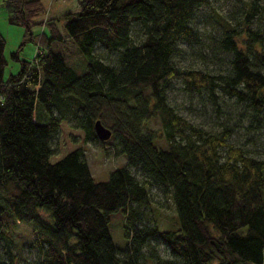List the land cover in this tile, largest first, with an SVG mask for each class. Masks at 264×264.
<instances>
[{"label":"trees","instance_id":"1","mask_svg":"<svg viewBox=\"0 0 264 264\" xmlns=\"http://www.w3.org/2000/svg\"><path fill=\"white\" fill-rule=\"evenodd\" d=\"M208 2L77 0L60 28L39 19L42 0H2L29 38L38 21L49 31L32 59L11 51L19 68L8 76L0 31V264H264V158L228 139L236 123L208 130L167 98L179 78L207 92L216 111L222 93L240 102L249 128L264 124V3L243 0L204 40L198 11ZM184 43L224 67L180 66ZM73 49L81 64L68 60ZM154 117L161 130L149 125ZM97 118L126 156L105 179L93 177L83 148L105 141ZM152 184L170 191L172 227L146 219ZM117 209L123 246L109 228ZM22 242L29 260L16 257Z\"/></svg>","mask_w":264,"mask_h":264},{"label":"rangeland","instance_id":"2","mask_svg":"<svg viewBox=\"0 0 264 264\" xmlns=\"http://www.w3.org/2000/svg\"><path fill=\"white\" fill-rule=\"evenodd\" d=\"M243 0H209L202 5L198 11V27L207 40L210 34L217 33L223 24H226V18L233 21L232 16L240 12V5ZM264 3V0H260ZM45 5L39 19L45 21L52 18L60 28H64L63 13L75 10L77 0H42ZM43 21H38L32 25L33 37L24 33V27L18 23H11L7 19L5 6L0 0V31L5 37L4 55L6 63L3 68V75L8 76L10 72H15L19 68V60L11 55V51L18 49L19 56L25 59H32L38 47V37L41 30L49 31V25ZM264 21V17L261 19ZM253 25L256 22L252 23ZM134 34V39H138ZM184 52L175 57L180 66L201 67L210 70H218L224 67L222 62H212L207 57L203 58L195 53L194 46L184 43ZM68 60L81 64V55L72 50L68 52ZM167 98L174 110L186 118L188 121L200 125L208 130L220 129L224 122L234 124L235 128L228 139L235 144L243 145L250 153L264 158V124L260 127H248L247 118L239 114L242 105L234 98L219 93L222 103V110L216 111L212 102L207 96V92L201 93L188 91L183 87L179 78H173L170 88L167 91ZM149 125L161 130L158 118L154 117L149 121ZM102 143L87 140L83 143L84 155L89 164L91 173L95 179H105L109 171L126 160L124 153L114 151L111 138L104 139ZM132 170L140 177L139 169L132 167ZM150 204L147 207L146 215L149 222L155 223L159 228L172 227L175 223V209L170 196L168 187H161L157 184L149 186ZM262 199L264 203V188L262 190ZM124 216L121 209L110 213L109 228L116 244L123 246L127 242V237L123 230ZM23 226H18L16 231L23 230ZM15 238L18 236L16 234ZM162 255L167 254V249L162 243L157 245ZM33 256V251L26 242H22L16 249V257L22 261L29 260Z\"/></svg>","mask_w":264,"mask_h":264},{"label":"water","instance_id":"3","mask_svg":"<svg viewBox=\"0 0 264 264\" xmlns=\"http://www.w3.org/2000/svg\"><path fill=\"white\" fill-rule=\"evenodd\" d=\"M94 128L97 136L101 139H106L110 136L111 130L108 126L104 125L99 118L94 121Z\"/></svg>","mask_w":264,"mask_h":264}]
</instances>
